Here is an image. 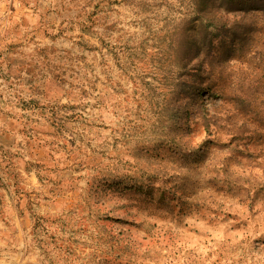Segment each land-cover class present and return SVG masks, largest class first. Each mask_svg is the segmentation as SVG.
Segmentation results:
<instances>
[{"label": "rangeland", "instance_id": "1", "mask_svg": "<svg viewBox=\"0 0 264 264\" xmlns=\"http://www.w3.org/2000/svg\"><path fill=\"white\" fill-rule=\"evenodd\" d=\"M155 22L140 0H0V264H264V33L207 102L193 73V104L149 71Z\"/></svg>", "mask_w": 264, "mask_h": 264}, {"label": "clouds", "instance_id": "2", "mask_svg": "<svg viewBox=\"0 0 264 264\" xmlns=\"http://www.w3.org/2000/svg\"><path fill=\"white\" fill-rule=\"evenodd\" d=\"M140 6L147 10L150 21L152 17L157 21L150 28L149 43L156 46L154 53L160 64L150 67L149 71L168 81L179 78L181 94L190 97L193 104L198 100L183 90L191 83L192 74L195 73L196 82L205 89L201 100L207 102L220 86L217 65L236 53L244 58L254 43V34L264 33V0H140ZM221 13H231L235 17L230 27H217ZM257 22L262 26L258 28ZM210 25L215 31L209 30ZM224 33H227L228 46L220 48L219 36ZM144 34L147 36L149 32ZM260 83L264 85V79ZM185 130L194 129L186 124ZM202 145L181 152L183 160L186 162L197 150L203 151Z\"/></svg>", "mask_w": 264, "mask_h": 264}, {"label": "trees", "instance_id": "3", "mask_svg": "<svg viewBox=\"0 0 264 264\" xmlns=\"http://www.w3.org/2000/svg\"><path fill=\"white\" fill-rule=\"evenodd\" d=\"M209 27H212L211 25Z\"/></svg>", "mask_w": 264, "mask_h": 264}]
</instances>
